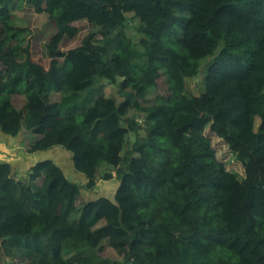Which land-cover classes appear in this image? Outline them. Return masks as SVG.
<instances>
[{
	"label": "trees",
	"instance_id": "trees-1",
	"mask_svg": "<svg viewBox=\"0 0 264 264\" xmlns=\"http://www.w3.org/2000/svg\"><path fill=\"white\" fill-rule=\"evenodd\" d=\"M104 2L0 0L8 32H30L16 16L26 7L56 30L48 69L29 44L0 52L13 69L0 82V133L35 137L21 145L29 155L67 151L87 180L71 181L53 160L19 179L0 162L1 264H210L219 249L239 264H264V0ZM132 20L142 25L138 44ZM82 21L93 31L63 51ZM12 52L24 60L13 63ZM208 60L202 91L187 95ZM163 70L168 96L144 106ZM103 81L118 86L121 101L105 95ZM101 163L122 183L114 199L78 205ZM105 246L118 258L102 256Z\"/></svg>",
	"mask_w": 264,
	"mask_h": 264
},
{
	"label": "rangeland",
	"instance_id": "rangeland-1",
	"mask_svg": "<svg viewBox=\"0 0 264 264\" xmlns=\"http://www.w3.org/2000/svg\"><path fill=\"white\" fill-rule=\"evenodd\" d=\"M16 16L19 18L18 20L26 23L29 26L30 32L27 33H18L16 31L8 32L6 28H3V26L0 23V52L2 53L5 51L6 46H8V43L12 42L16 46H26L27 44L30 45L31 50V56L33 60L42 65L45 69H48L49 67V60L46 57V49L45 45L48 43L52 35L55 33V27L53 24H50L47 20V18L42 14H37L35 11L30 8L26 7L24 11H18ZM129 19L132 18L131 15L128 16ZM5 26V24H4ZM76 26L79 28V32L77 36L74 39H65L61 45V49L63 51H68L70 49H73L77 47L84 38L93 31L90 24L86 21H82L76 24ZM128 34L130 38L133 40L134 43L138 44L143 39L144 35L142 33V25L138 20H132L129 22L128 26ZM10 59L13 63L20 64L24 59L23 56L12 52L9 54ZM210 64V60L205 61L202 63L201 66V72L199 77L196 80H192L187 82V95H199V92L202 91L204 87V78L206 77V73L208 70ZM11 71H13L12 68L8 66V63L6 61H0V82L5 81L11 74ZM102 86L104 88V93L107 97L116 98L118 101H121L118 94V86L110 84L107 81L102 82ZM167 97L168 96V82H167V74L166 71H161V77L158 80L157 88L149 95V97L144 101V106H151L156 103L157 97ZM58 99V98H57ZM17 101V100H16ZM29 133H23L22 136L16 139L6 138L3 136V139H1V145L3 149H0V158L2 160H13L14 157L17 155L19 156L20 153L13 152L17 148H22V143L25 141L26 136ZM206 135L210 137V139L213 141V146L218 151L219 155L223 160L229 161L228 168L234 169L239 173H243V168L240 164L232 160V155L230 151L227 149V146L220 142L217 138H215L212 134H210L209 129L206 130ZM30 141H33L34 138L30 134L27 136ZM130 140H134V135H131ZM129 148V144H127L125 151H127ZM62 150V149H61ZM68 152L64 150V154L59 153V157L61 161L59 165L63 167L67 177L75 182L78 183L81 186H84L87 182L86 178L80 174L77 173L74 166L72 165L71 155L69 154V157H66ZM55 154V153H54ZM52 153V155H49V153H35V155L32 157L34 161L39 162L43 160H48L50 157H55ZM33 155V154H32ZM2 162V161H1ZM6 162V161H4ZM14 162V161H13ZM9 163V162H8ZM112 175V179H108L109 175ZM15 176L19 179L25 178L22 174H19L17 171L15 172ZM121 182L119 181L118 174L116 170L104 163H101L99 172H98V181L97 186L94 191L87 192L84 191V198L83 200L80 199L78 202V205H82L84 199L90 200V199H96L98 197H109L110 199H114V195L117 192V190L121 186ZM101 255L104 257H110L113 259H117L118 255L109 246H105L101 252ZM220 259H227L232 264H239L238 261L234 256H232L230 253L226 252L224 249H219L216 255L214 256L213 260H211L210 264H215ZM1 264V259H0Z\"/></svg>",
	"mask_w": 264,
	"mask_h": 264
},
{
	"label": "crops",
	"instance_id": "crops-1",
	"mask_svg": "<svg viewBox=\"0 0 264 264\" xmlns=\"http://www.w3.org/2000/svg\"><path fill=\"white\" fill-rule=\"evenodd\" d=\"M0 138L3 139V136L1 135V133H0ZM1 144L2 143H1V139H0V149H3ZM13 152L20 153V154H19V156L17 155L16 157H14V159L12 161L11 160L10 161L9 160H2V158H0V162L6 161V162L11 163L13 165L14 172L17 171L19 174H22L26 178L28 171L36 163V161H34L32 158L35 154H33V155L27 154L23 147L22 148L19 147L16 150H14ZM43 153H46V152H43ZM47 153H49V155H52V153L53 154L55 153L54 154L55 157H50V159H48V160H53V161L58 163L59 160L61 161V159L59 157L60 156L59 153L61 155L64 154V150L63 149L61 150V148H54V149L47 151ZM66 155H67L66 157H69V154L66 153Z\"/></svg>",
	"mask_w": 264,
	"mask_h": 264
},
{
	"label": "water",
	"instance_id": "water-1",
	"mask_svg": "<svg viewBox=\"0 0 264 264\" xmlns=\"http://www.w3.org/2000/svg\"><path fill=\"white\" fill-rule=\"evenodd\" d=\"M81 3H85V4H94V3H99L100 6H105L106 3L104 2V0H79ZM23 133H25V131H23ZM23 133L21 134V136L23 135Z\"/></svg>",
	"mask_w": 264,
	"mask_h": 264
}]
</instances>
